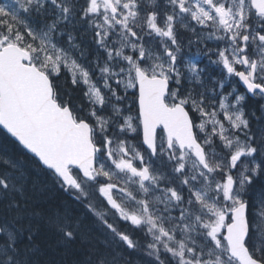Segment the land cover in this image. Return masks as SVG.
Instances as JSON below:
<instances>
[{"label": "snow or ice", "instance_id": "6c2138e0", "mask_svg": "<svg viewBox=\"0 0 264 264\" xmlns=\"http://www.w3.org/2000/svg\"><path fill=\"white\" fill-rule=\"evenodd\" d=\"M0 130V264H264V0H0Z\"/></svg>", "mask_w": 264, "mask_h": 264}, {"label": "trees", "instance_id": "16d2710c", "mask_svg": "<svg viewBox=\"0 0 264 264\" xmlns=\"http://www.w3.org/2000/svg\"><path fill=\"white\" fill-rule=\"evenodd\" d=\"M5 135L6 133L0 130V140H3ZM26 162L31 170L30 180H34L38 186L44 185L47 182V176L42 172L31 169L30 157H26ZM257 188H259V185ZM73 211L79 214L80 210L73 209ZM85 223L90 225V220H86ZM36 242L40 247L39 259L43 264H50V262H54V264H80L85 259L86 245L81 244L80 241L69 246L62 244L54 229L43 222H39V233ZM129 258L133 261V264H139L135 261L134 255Z\"/></svg>", "mask_w": 264, "mask_h": 264}, {"label": "flooded vegetation", "instance_id": "af4514ba", "mask_svg": "<svg viewBox=\"0 0 264 264\" xmlns=\"http://www.w3.org/2000/svg\"><path fill=\"white\" fill-rule=\"evenodd\" d=\"M196 50L195 49H193V52H195ZM208 62H207V59L206 58H204V64H207ZM201 66H203V65H201ZM209 71H212V66L211 65H209Z\"/></svg>", "mask_w": 264, "mask_h": 264}, {"label": "bare ground", "instance_id": "6f19581e", "mask_svg": "<svg viewBox=\"0 0 264 264\" xmlns=\"http://www.w3.org/2000/svg\"><path fill=\"white\" fill-rule=\"evenodd\" d=\"M132 255H134L135 261L140 264V258L136 254H132Z\"/></svg>", "mask_w": 264, "mask_h": 264}]
</instances>
